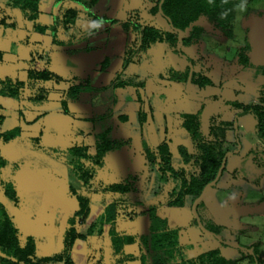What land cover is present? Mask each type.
Instances as JSON below:
<instances>
[{
  "label": "rangeland",
  "instance_id": "obj_1",
  "mask_svg": "<svg viewBox=\"0 0 264 264\" xmlns=\"http://www.w3.org/2000/svg\"><path fill=\"white\" fill-rule=\"evenodd\" d=\"M84 1L81 4L67 0L55 6L61 22L54 40L50 33L35 31L32 21L24 19L19 10L9 9L6 0H0V77L24 81L28 87L25 96L41 87L49 91L48 101L42 105L30 102L25 96L19 103L0 96V114L6 117L0 128H21L16 139L0 140V156L7 162L0 168V201L13 214L22 242L34 237L36 260L63 250L64 237L72 227L71 218L79 207L70 192L72 179L68 176L66 149L87 145L88 151L95 153L98 134L110 127L116 148L105 155L101 165L94 167L92 187L129 180L133 191L93 193L90 218L102 210L107 198L119 197L127 200L119 206L120 215L144 219L131 224L120 221V228L123 223L128 232L144 230L149 221V207L156 205L160 215L167 214L173 224L184 225L186 245H197L202 240L219 243L217 235L206 233L193 220L192 197L188 196L186 205L181 207L163 204L176 181L160 168L159 145L166 140L174 157L180 160L188 157L186 163L170 164L174 170H183L185 176L198 175L202 150L183 127L186 114L198 113L202 139L207 143L218 142L215 132L223 122L232 124L227 126L225 141L217 149L219 158L222 153L237 148L243 158L238 169L240 176L230 175V179L238 178L239 182H234L228 181V174L237 158L233 153L228 156L222 177L208 187L198 212L209 231L215 230L220 239L232 242L229 249L235 254L231 256L244 255L246 264H255L250 252L257 249L264 263V144L255 142L253 130L250 135H243L247 127L256 124V119L252 113H240L243 108L235 106L264 97V69L258 70L264 66V0H247V11H236L235 19L227 26L203 16L200 23L204 29L200 36L188 37V41L178 44L157 42L137 52L123 72L126 53L121 59L109 53L119 25L113 19L125 21L133 15L134 20L144 25L170 30L165 17L149 10L158 0H111L114 9L110 12L99 11L91 4L92 0ZM51 2H40L38 21L42 24L53 23L52 16L46 12ZM67 8L79 11L77 23L69 29L62 25ZM88 12L108 17L97 23L96 32ZM123 31L126 39L122 44L127 50L137 36L134 31ZM13 43H17V48L13 49ZM188 57L193 58L197 70V82L190 83V89L204 96L186 91ZM45 68L61 78L35 82L28 78V70ZM120 72V79L133 84L109 86ZM87 82L97 89L82 91L77 99H70L71 114L66 113L61 102L65 91L72 84ZM138 95L146 113L144 123L139 119ZM125 115L126 120L122 118ZM241 122L245 128H240ZM252 143V151L248 152L246 147ZM147 147L156 154L155 161L149 160ZM9 181L18 193L17 206L6 195L5 183ZM232 202L231 214L237 219L231 224L224 221L223 211ZM259 209L260 213L256 211ZM251 210L255 213H248ZM189 217L191 225L187 224ZM75 219L82 222L80 216ZM79 226L83 225L79 223Z\"/></svg>",
  "mask_w": 264,
  "mask_h": 264
},
{
  "label": "trees",
  "instance_id": "obj_2",
  "mask_svg": "<svg viewBox=\"0 0 264 264\" xmlns=\"http://www.w3.org/2000/svg\"><path fill=\"white\" fill-rule=\"evenodd\" d=\"M64 1L66 0H55V3ZM73 1L81 4L85 2L84 0ZM95 1L96 0H92L91 4H94ZM40 2L41 0H6L5 4L9 9L19 10L24 19L32 21L35 31L44 34L50 33L55 40L58 35L61 19L56 15L51 25L40 23L38 21ZM234 5V0H158L149 10L153 14L159 13L161 16L165 17L170 26V30L158 28L153 24L144 25L134 20L132 18L133 15L129 16L130 19L125 21L116 18L113 19L115 23H120L126 32L134 31L137 36L133 45L125 51L126 57L122 63V71L129 65L131 59L137 52H142L157 42L178 44L180 41H188V37L200 36L204 29L200 23L203 16L210 18L220 26H227L235 19L236 11ZM225 10H229L227 17L220 19L219 14ZM78 13L79 11L74 8L65 9L64 16L62 17V25L65 29H69L71 26L75 25ZM88 14L92 16L95 22L94 32H96L97 23L101 19H108L107 15L100 17L97 14H91V12H88ZM13 26H15V24H13ZM188 33L190 34L189 36H187ZM229 34L232 35L231 32H229ZM14 48H17V43H13V49ZM1 57L2 53L0 52V58ZM188 61L189 65L186 69L184 78L186 85L191 68H193V72L190 83L197 82V70L194 60L188 57ZM247 62L246 60L245 64H247ZM260 69H264V66H261L258 70ZM121 72L116 75L114 81L109 86L112 85L116 88L117 86L133 84L130 80L120 79ZM27 74L28 78L33 82L61 78L55 72L47 68L42 70L30 69ZM135 85L138 87L137 84ZM27 88L25 82L22 80L14 79L10 76L0 77V96L11 98L19 103L23 96H25L24 93H27ZM93 89L97 88L93 87L89 82L72 84L67 91H65L61 100L64 111L71 114L68 106L69 100L77 99L82 91H91ZM48 94L49 91L41 87L36 93H29L25 97L36 105H42L48 101ZM138 100L140 104L139 119L141 123H144L146 113L142 108L141 95H138ZM235 106L242 107V112L244 113H252L254 115L256 119V135L264 144V97H261L257 102H250L246 105L237 103ZM122 118L126 120L128 117L125 115ZM5 120V115L0 114V126L4 124ZM231 125L230 122H223V126H219L218 131L215 132L218 142L207 143L202 139L199 114H186L183 127H185L188 135L197 142V145L202 150L199 159L200 172L198 175L191 174L185 176L183 170H174L171 165L177 162L180 164L186 163L188 157L185 156L181 160L174 157L170 144L166 140L159 145L162 159L160 168L165 173L170 174L176 181L175 187L170 191L169 197L163 204L181 207L186 205L188 196L192 197V202H194L201 194L205 185L216 179L221 168L222 174L220 178L222 177L227 157L231 151L222 153L219 158L217 149L221 146L222 141H225L227 126ZM111 132L112 129L107 127L98 134L95 153H90L87 145H74L66 149L68 176L72 179L69 183L70 192L77 199L79 207L74 217L71 218L72 227L69 233L64 237V247L61 252L52 256H44L41 260L34 259L37 249L36 240L33 236H29L25 242H22L20 229L16 224L13 214L8 207L0 201V264H40L52 261H61L64 264H76L71 256L72 246L74 241L79 237H83L84 234L76 231L74 226L76 223L75 217L80 216L83 221H86L90 217L92 212V194L95 192L125 194L133 191L129 180L124 183L119 182L100 185V188L92 187L91 179L95 174L94 167L96 165H101L105 155L116 148L115 142L111 138ZM20 134V126H15L6 130L0 128V140L3 142H10L19 137ZM146 150L149 155V160L155 161L156 154L152 149L147 147ZM180 150L186 153V149L181 148ZM6 163V160L0 156V168H3ZM5 187L7 197L9 200H13L14 205L17 206L19 197L14 183L9 181L5 183ZM125 202H127V200L124 198H107L102 210L97 213L95 219L88 226L86 234L102 235L104 232H108L111 236L113 249L116 253L121 252L125 244L136 242L139 238L143 249L140 256L142 264H236L235 260L224 257L218 248L206 250L195 257H188L185 255L184 251L187 249V246L181 244L180 229L169 227L168 221L158 215V206L156 205H151L149 207L151 224L148 234H141L137 237L131 234L118 233L116 230V221L119 206ZM200 202L201 201L197 204V209ZM193 220L197 223L195 217H193ZM204 226L210 229L206 224H204ZM213 231V234L219 237V232ZM222 242L229 244L223 239ZM250 257L253 263L264 264L257 249H253L250 252Z\"/></svg>",
  "mask_w": 264,
  "mask_h": 264
},
{
  "label": "crops",
  "instance_id": "obj_3",
  "mask_svg": "<svg viewBox=\"0 0 264 264\" xmlns=\"http://www.w3.org/2000/svg\"><path fill=\"white\" fill-rule=\"evenodd\" d=\"M57 4L58 3H55V0H52L50 7H49L50 9L48 11H46L50 16H52V22H54L55 16L58 15L54 11L55 6ZM60 4H61V2H60ZM94 7L97 8L99 11H107V12H110L111 9H114L111 0H96L94 2ZM123 30H124V28L119 23L118 27L116 28V38L114 39L113 44H112L113 50L109 52L110 55L115 56L118 59H121L123 57L125 51H126L125 45L122 44V42L125 41L124 39H126V34L124 33ZM94 72L99 73L98 70H96ZM110 83H112V82H110ZM239 112L241 113L242 111H239ZM238 114L239 113L237 112L235 115H238ZM240 128H245V127H243V122L240 123ZM252 130H253V133L255 134V137H256L255 142H261L260 139L258 138V136L256 135V131H255L256 130V124L251 125L250 127H247L246 130L243 132L244 133L243 135H246V136L250 135ZM252 145H253V143L248 144V146L246 147L247 148L246 150L248 152L252 151L251 150V148L253 147ZM237 150H238V148L235 149V151L230 150L231 153H233V155L236 156L235 158H237V159H236V164L233 166L234 169L228 174V177H229L228 181L232 180L234 182H239L238 178L230 179V175L235 176V177L240 176L238 169L242 166V164L240 163L242 157L240 156V153L238 154ZM240 150L242 151V148ZM227 159H228V157H227ZM232 206H234V202L228 203L227 207L223 211V216L226 215V218L224 216V221L231 222V224L233 222H236L235 220L237 219V218H234V216L231 214L232 210L234 209ZM256 211L259 213L261 212L260 209L256 210ZM252 212L255 213L254 210L248 211V213H252ZM158 215L161 218H164L168 221L169 227L180 229V231H181V236H180L181 244L186 245L187 242H186V240H184L185 236L182 233V229H184L183 228L184 225L182 223L173 224L170 217H168L167 214L160 215L158 213ZM94 219H95V216L93 218L89 217L86 221L82 220V222H80L79 220H76V223L74 225L76 228V231L84 234L83 237L77 238L74 241V244L72 246L71 256H72L73 260L76 262V264H142L140 256L143 252V249H142V245L139 241V238L136 242L125 244L122 251L116 253L113 249L111 236L108 234V232H104V234H102V235L86 234L88 226L90 225V223ZM120 221L121 222L124 221V224L125 223L131 224V223H136V222L141 223L144 221V219H143V217L142 218L139 217L137 219L125 218L122 215H120V212L118 211L117 221H116V230L120 234H131V235H135V236L139 237L141 234H148L150 232V224H151L150 216H149V221L144 226V230L137 231V232L126 231L125 225L123 223L121 224V228H120V223H119ZM187 222H188L187 224L191 225L190 217H189V219H187ZM79 223L81 225H83L81 228L79 226ZM231 224L228 223V225H231ZM221 237H223V236H221ZM216 238H217L218 242L221 243L220 245H219V243H216V244H218V245H216L214 243V241H209V243H206L207 240H202V241H198L197 245H196V243H194L191 246L186 245L187 249L184 251V254L187 255L188 257H195V256L199 255L200 253L206 251V250H209L212 248H218L220 250L221 254L224 257H226L227 259L235 260L236 264H239V263L241 264L243 262H244V264H246L247 261L245 260L244 255L231 256V255L235 254V251H233L232 249H229V247L232 245V242L230 240H227V238L226 239L224 238L228 243H230L229 245H226L222 242V238L221 239L219 237H216ZM54 242H55V240H54ZM210 242H211V244H210ZM198 243H200L199 245H203L204 247H208V248L202 249L201 247H199ZM231 248H233V247H231ZM234 250H236V249H234ZM226 253H229V255L227 254V256H226ZM45 256H51V255L47 254ZM50 263L51 262H49V263L45 262V264H50Z\"/></svg>",
  "mask_w": 264,
  "mask_h": 264
},
{
  "label": "water",
  "instance_id": "obj_4",
  "mask_svg": "<svg viewBox=\"0 0 264 264\" xmlns=\"http://www.w3.org/2000/svg\"><path fill=\"white\" fill-rule=\"evenodd\" d=\"M192 72H193V68H191V71H190V74H189V79L187 81V85H186V91L188 93H192V94H199L201 96H204V94L202 93H196L195 91L191 90L190 89V82H191V78H192ZM222 174V168L219 170V174L218 176L216 177L215 180L211 181L210 183H208L207 185H205V187L203 188L201 194L199 195V197L193 202V205H192V213L195 217V219L197 220V223L198 225L201 227V229H203L206 233L208 234H212L213 232L209 231L203 224L202 220H201V217H200V214L198 212V209H197V204L199 201H201L208 189V187L212 184H215L218 179L220 178V175Z\"/></svg>",
  "mask_w": 264,
  "mask_h": 264
},
{
  "label": "clouds",
  "instance_id": "obj_5",
  "mask_svg": "<svg viewBox=\"0 0 264 264\" xmlns=\"http://www.w3.org/2000/svg\"><path fill=\"white\" fill-rule=\"evenodd\" d=\"M234 8H235V11H238L240 13L246 12L247 11V0H239V2L234 5ZM228 13H229V10L222 11L219 14L220 19L227 17Z\"/></svg>",
  "mask_w": 264,
  "mask_h": 264
}]
</instances>
